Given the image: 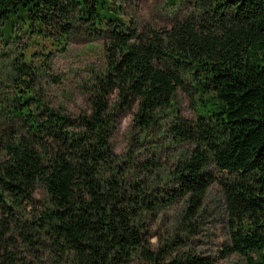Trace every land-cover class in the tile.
Here are the masks:
<instances>
[{"label":"trees","instance_id":"16d2710c","mask_svg":"<svg viewBox=\"0 0 264 264\" xmlns=\"http://www.w3.org/2000/svg\"><path fill=\"white\" fill-rule=\"evenodd\" d=\"M123 2L0 0L6 43L57 29L64 47L82 26L106 57L77 115L28 82L30 55L14 58L0 100V264H214L189 246L213 183L229 237L217 255L264 264V0H167L172 23L144 29ZM131 111L120 158L111 139ZM161 224L168 235L152 234Z\"/></svg>","mask_w":264,"mask_h":264},{"label":"rangeland","instance_id":"374dc122","mask_svg":"<svg viewBox=\"0 0 264 264\" xmlns=\"http://www.w3.org/2000/svg\"><path fill=\"white\" fill-rule=\"evenodd\" d=\"M122 11L127 17L132 18L140 29L166 27L173 19L167 0H124ZM17 30L19 37L8 43L3 41L0 32V100L10 91L8 81L12 75L14 58L17 57L21 61L30 55L31 64L35 69L34 74L31 75L33 79L28 78V82L34 84L52 106H63L73 115L86 109L88 106L86 87L93 76L103 71L106 66L105 39L94 38L84 27L76 26L62 47V44L56 46L60 37L57 29L45 31L46 35L34 34L24 28ZM50 51L52 53L46 55ZM177 103L184 116L196 117L194 105L183 91L178 93ZM134 118L135 113L132 111L118 118L111 142L120 158H124L133 145ZM136 150L142 149L136 146ZM171 156L172 154L169 153L163 156L162 160L167 161ZM37 197L41 198L40 193ZM224 207L225 200L221 187L218 183H213L205 199L206 210L201 219L199 218V232L191 238L189 246L204 255L215 257L214 264H247L245 259L237 254L227 258L217 255L218 250H221L229 240L227 218L223 214ZM165 214L168 218H172L174 210H167ZM168 229L166 224H161L155 227L152 234L167 236ZM151 240L153 243L157 241L156 237H152Z\"/></svg>","mask_w":264,"mask_h":264}]
</instances>
